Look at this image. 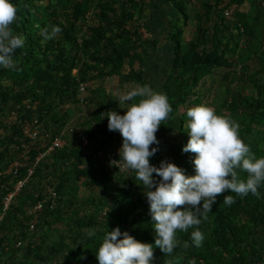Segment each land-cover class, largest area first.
<instances>
[{
    "label": "trees",
    "instance_id": "16d2710c",
    "mask_svg": "<svg viewBox=\"0 0 264 264\" xmlns=\"http://www.w3.org/2000/svg\"><path fill=\"white\" fill-rule=\"evenodd\" d=\"M169 1L179 19L169 36L172 66L157 86L141 71L146 51L139 49L149 43L139 32L144 0H13L18 11L11 27L25 37V45L15 53L19 70L0 68V264H98L95 252L116 226L154 244V221L143 186L133 170H121L103 152L107 145L121 147L123 139L108 129L107 111L124 112L113 97L87 87L98 77L148 84L168 96L172 112L156 132L160 143L150 158L157 166L168 159L194 174L195 153L182 148L189 139L187 110L201 103L237 121L241 138L257 157H264V50L255 48L264 46V0ZM188 23L194 29L184 40ZM51 25L62 31L46 40L41 30L50 31ZM221 69L232 71L230 81H225L226 74L216 80ZM85 102L93 107L90 115L73 116ZM12 114L16 119L10 121ZM22 120L34 122L35 138L23 134ZM73 127L83 130L85 145ZM58 135L64 144L45 152L43 145ZM39 152L43 156L36 161ZM15 159L22 165L16 173L4 174ZM238 173L247 177L242 170ZM25 177L3 210V199ZM51 189L56 204L43 209L31 232L28 209L45 200ZM259 191L260 196L230 190L219 194L207 219L195 226L205 234L203 245L192 243L194 229L178 231L171 254L153 245L154 264L261 261L264 185ZM228 194L235 197L231 206L223 203ZM91 229L95 235L89 236Z\"/></svg>",
    "mask_w": 264,
    "mask_h": 264
},
{
    "label": "clouds",
    "instance_id": "9594fccd",
    "mask_svg": "<svg viewBox=\"0 0 264 264\" xmlns=\"http://www.w3.org/2000/svg\"><path fill=\"white\" fill-rule=\"evenodd\" d=\"M17 11L13 0H0V68L19 70L15 53L24 47L25 37L11 27ZM50 29L41 30L46 40L62 31L59 25H51ZM117 101L126 111L107 112L108 129L118 131L123 138L122 167L133 170L136 181L143 186L156 238L154 244L141 241L116 226L105 233L95 252L98 264H154V248L171 254L179 242L177 232L189 229H194L190 233L192 243L200 247L205 234L195 226L207 219L219 194L230 190L239 196H260L264 157H257L244 142L234 119L203 103L187 110L189 139L182 150L195 153V171L188 175L171 160L163 159L158 166L150 162L160 143L156 132L172 112L168 96L144 84L120 91ZM238 170L246 172L247 177L241 178ZM223 203L231 206L235 197L228 194ZM88 235H95V230H89Z\"/></svg>",
    "mask_w": 264,
    "mask_h": 264
},
{
    "label": "crops",
    "instance_id": "0c3cea01",
    "mask_svg": "<svg viewBox=\"0 0 264 264\" xmlns=\"http://www.w3.org/2000/svg\"><path fill=\"white\" fill-rule=\"evenodd\" d=\"M144 6L145 17L139 24V31L142 32L141 39L149 43L139 49L141 53L146 51L142 55L141 71L146 81L159 86L163 81L164 73L172 66L169 36L175 30L179 14L169 0H144ZM110 78H116L117 83L122 84L119 87H126L119 77Z\"/></svg>",
    "mask_w": 264,
    "mask_h": 264
},
{
    "label": "built area",
    "instance_id": "2783aa9c",
    "mask_svg": "<svg viewBox=\"0 0 264 264\" xmlns=\"http://www.w3.org/2000/svg\"><path fill=\"white\" fill-rule=\"evenodd\" d=\"M79 91L81 94H84L85 92V86L81 83L80 87H79ZM80 101H83V96H80ZM16 119V115L12 114L9 117L10 121H13ZM35 121V120H34ZM21 125L23 128V134L27 137L30 138H35L36 133L38 132V129L36 126L33 125L34 122H27L25 120L21 121ZM33 125V126H32ZM73 130H76L75 132L78 134L79 138H80V142L82 143V145H85L88 141L87 136L85 135V133L83 132V130H81L80 128H75L73 127ZM64 144V139H62L61 135L56 136L55 138L52 139V141L50 142V144L46 145L44 144L43 146H46V150L45 152H48L54 148H59ZM27 153V152H26ZM22 156H24V159L27 158V155H25V153H22ZM43 156L42 152H39L38 155L36 156V161L39 160L41 157ZM35 161V162H36ZM22 165V161H13L12 164H10L7 168V170L4 172L5 173H16V170L19 166ZM116 165L120 167L121 170H123L122 167V163L119 161H116ZM32 173V169L28 168V176ZM27 176V177H28ZM27 177H25L23 180H19L15 183V185L13 186V189L5 196V198L3 199V210H5L9 203L11 202V200L15 197V195L18 193V191L20 190V188L23 186V184L26 182ZM56 191H54L53 189H51L48 193V196L46 197L45 200H43L42 202H38L37 204L33 205L32 207H30L28 209V213L30 214V219L28 221V229L29 231L33 232L35 225L38 221V218L40 217L43 209L45 207H53L56 204ZM256 264H259L258 262ZM260 264H264V253L262 255L261 258V263Z\"/></svg>",
    "mask_w": 264,
    "mask_h": 264
},
{
    "label": "rangeland",
    "instance_id": "374dc122",
    "mask_svg": "<svg viewBox=\"0 0 264 264\" xmlns=\"http://www.w3.org/2000/svg\"><path fill=\"white\" fill-rule=\"evenodd\" d=\"M263 6H264V4H263ZM233 11H231V12H233ZM180 17H181V15H180ZM181 19H182V17H181ZM193 29H194V25L193 24L188 23V25H186V27L184 28V31H183V39L184 40H186L188 38H191V34L193 33ZM139 32L142 34L141 31H139ZM255 48L256 49H262V50H264V46L262 47L260 45V43H259V45L258 44H255ZM227 71H230V70H223V69H221L220 71H218V75H215L216 80L217 81L220 80L221 79V76H224L226 74V78L224 77L225 78V81L226 82L230 81L231 76H232V71H230V72H227ZM119 85H122V84H120V83L118 84L116 78H110V77H107V78H100V77H98L96 80L90 81V82L87 83V87L89 89L94 90V89L97 88L99 90V95L100 96H103L104 94H108L111 97H113L116 100V106H118V107H119V104H118V101H117V94L120 91L128 90V89L136 86V84H134V83H126L125 82L124 83V86H126V87H119ZM217 87H218V84L216 83L214 85V88H215L214 93L216 92ZM87 95H89V92H88ZM79 106L81 108V111H75L74 110V115L73 116H76L78 114H81L83 116H89L90 115V113L92 111V108H93L92 105L90 106V104L88 103V104H83V105L79 104ZM26 107L28 108V107H30V105H27ZM31 107L32 108L34 107V104L33 103L31 104ZM121 109L123 110V112L126 111V109H123V108H121ZM180 110H183V108L181 107ZM3 132L4 131H2V130L0 131V137H1V134ZM104 149H105V151H103V152L106 153V154H108L109 158L112 161L116 162L117 159L120 158V155L119 154H120L121 147H117L116 144L115 145H107L106 148H104ZM98 154H101V152H99ZM19 158H20V156H19ZM16 160H18V159H15V161ZM37 239H38V237H35L34 240H37ZM17 244L19 245V243H17ZM258 263L260 264L261 261H258Z\"/></svg>",
    "mask_w": 264,
    "mask_h": 264
}]
</instances>
